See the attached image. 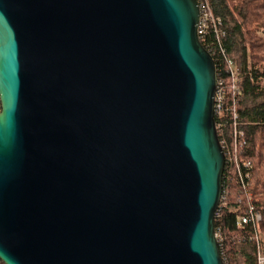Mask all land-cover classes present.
<instances>
[{
  "label": "water",
  "instance_id": "95a60500",
  "mask_svg": "<svg viewBox=\"0 0 264 264\" xmlns=\"http://www.w3.org/2000/svg\"><path fill=\"white\" fill-rule=\"evenodd\" d=\"M198 0H0V260L224 264L217 66Z\"/></svg>",
  "mask_w": 264,
  "mask_h": 264
},
{
  "label": "trees",
  "instance_id": "16d2710c",
  "mask_svg": "<svg viewBox=\"0 0 264 264\" xmlns=\"http://www.w3.org/2000/svg\"><path fill=\"white\" fill-rule=\"evenodd\" d=\"M215 14L225 21L228 30L227 48L240 68L242 93L239 111L246 124L249 148L247 161L251 162L252 177L248 193L255 199V206L264 217V0H210ZM211 37L202 41L212 53ZM251 51V64L246 62L247 50ZM219 68V77L220 75ZM233 175L224 171L223 196L231 203L241 200L247 206V193L240 190ZM260 195L262 197H260ZM238 213L225 211L216 220V229L222 227L226 240L220 245L223 261L229 264H252V255L247 250L252 232L236 227ZM264 233V220L262 224ZM243 241L245 243H243ZM0 264H5L0 260Z\"/></svg>",
  "mask_w": 264,
  "mask_h": 264
},
{
  "label": "built area",
  "instance_id": "2783aa9c",
  "mask_svg": "<svg viewBox=\"0 0 264 264\" xmlns=\"http://www.w3.org/2000/svg\"><path fill=\"white\" fill-rule=\"evenodd\" d=\"M198 2L201 13L198 35L201 42L211 37L209 47L212 53L210 54L215 60L218 72L214 114L218 137L225 156V170L229 175H233L234 178H232L240 190L247 193L248 200L245 206L241 200L231 203L229 197L222 195L215 219L219 220L221 213L225 211L238 213L236 227L250 229L252 232L248 247L252 255V264H264V233L262 231L264 217L255 206L253 195L248 193L253 166L246 159L250 145L246 137V124L241 120L239 111L242 93L241 71L227 48L228 30L225 21L215 14L210 0H198ZM246 62L248 65L251 64L250 49L247 50ZM1 112L0 101V114ZM216 237L219 246L226 240L222 227L216 229ZM223 262L229 264L228 261Z\"/></svg>",
  "mask_w": 264,
  "mask_h": 264
},
{
  "label": "rangeland",
  "instance_id": "374dc122",
  "mask_svg": "<svg viewBox=\"0 0 264 264\" xmlns=\"http://www.w3.org/2000/svg\"><path fill=\"white\" fill-rule=\"evenodd\" d=\"M264 101V99H259L257 102H263ZM260 197H262L261 195H260ZM249 249V248H248ZM247 249V250H248ZM250 250V249H249Z\"/></svg>",
  "mask_w": 264,
  "mask_h": 264
}]
</instances>
